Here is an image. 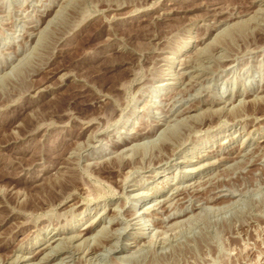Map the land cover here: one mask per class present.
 <instances>
[{
  "label": "rangeland",
  "instance_id": "obj_1",
  "mask_svg": "<svg viewBox=\"0 0 264 264\" xmlns=\"http://www.w3.org/2000/svg\"><path fill=\"white\" fill-rule=\"evenodd\" d=\"M263 95L264 0H0V264H264Z\"/></svg>",
  "mask_w": 264,
  "mask_h": 264
},
{
  "label": "bare ground",
  "instance_id": "obj_2",
  "mask_svg": "<svg viewBox=\"0 0 264 264\" xmlns=\"http://www.w3.org/2000/svg\"><path fill=\"white\" fill-rule=\"evenodd\" d=\"M137 1V0H136ZM120 5V4H119ZM222 32V31H221ZM175 75V74H174ZM253 92V91H252ZM249 94V93H248ZM252 94H254V93H252ZM264 96V95H263ZM253 98V97H252ZM257 98V97H256ZM257 99H255V100H253L252 99V101H256ZM252 101H250V102H252ZM260 101H262V100H260ZM230 102V101H229ZM233 103V102H232ZM254 104V103H253ZM225 106V105H224ZM236 107V106H235ZM211 108V107H210ZM240 109V108H239ZM242 109V108H241ZM220 110V109H219ZM232 110V109H231ZM223 112V111H222ZM240 113V112H239ZM243 113V112H242ZM241 114V113H240ZM242 115V114H241ZM244 115V114H243ZM165 133V132H164ZM159 138V137H158ZM171 141V140H170ZM264 148V147H263ZM200 165V164H199ZM171 194H173V193H171ZM22 200V199H21ZM176 212V211H175ZM178 213V212H177ZM175 214V213H174ZM174 216V215H173ZM176 216V215H175ZM172 217V216H171ZM90 225V224H89ZM87 226V227H90V226ZM92 227V226H91ZM141 229H142V232H141V237H144L143 236V234L145 233V230H146V228H144L143 226H141L140 227ZM86 229V231H84V233L82 234V235H84V234H86V232L88 231L87 229L88 228H85ZM64 230V229H63ZM90 231H91V229H90ZM83 232V231H82ZM62 233L61 232H58V231H56V232H54L53 234H51L50 236H47L46 237V239L45 238H43V240H45L44 242H48V244L50 243V244H52V242L53 241H56V239H58V238H56V236H58V235H61ZM81 235V232H80V234L79 235H75V236H73L75 239L78 237V236H80ZM73 237H70L69 238V236H68V238L69 239H72L73 240ZM93 237V236H92ZM84 239H86L85 237H84ZM62 241V240H61ZM81 244V243H80ZM34 245V244H33ZM47 246V245H46ZM45 246V247H46ZM48 247V246H47ZM94 248V247H93ZM20 249V254H17V255H15L14 257H13V259H12V264L13 263H23V264H29V261L30 260H32V259H34V258H37L41 253H43V250H42V252H40V250H38V251H35L34 252V250H29V248H27L26 246H25V248H19ZM44 249V248H43ZM54 251V250H53ZM52 251V252H53ZM56 251V250H55ZM54 251V252H55ZM51 252V251H50ZM54 258V255H52V253H45L40 259L43 261V262H48L49 260H52ZM31 262V261H30ZM37 262V261H36ZM30 264H32V263H30ZM61 264V263H60Z\"/></svg>",
  "mask_w": 264,
  "mask_h": 264
}]
</instances>
